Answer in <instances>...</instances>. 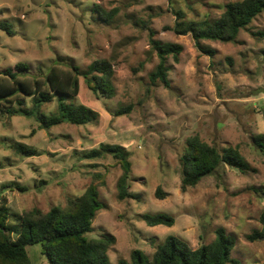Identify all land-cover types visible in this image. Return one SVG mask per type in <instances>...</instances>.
<instances>
[{"label":"rangeland","instance_id":"obj_1","mask_svg":"<svg viewBox=\"0 0 264 264\" xmlns=\"http://www.w3.org/2000/svg\"><path fill=\"white\" fill-rule=\"evenodd\" d=\"M235 1L240 0H0V22L15 33L0 29V73L23 63L42 78L54 64L84 70L102 59L115 72L113 98H96L80 77L78 95L68 100L98 114L92 125L40 130L25 117L0 119V189L9 183L27 189L0 193L11 215L63 207L68 197L84 193L94 174H102L101 207L84 237H114L107 253L110 264L129 262L134 250L151 257L169 236L197 249L212 242L219 228L235 240L233 259L264 264V242L246 240L261 228L264 209V154L252 144L253 136L264 132V11L235 42L202 41L214 50L212 57L199 52L190 35L173 31L177 12L185 20H213ZM150 31L156 41L182 46L178 61L170 57L166 62L169 88L150 85L159 62ZM129 106V113L114 115ZM55 110V102L43 108L47 115ZM195 135L218 151L237 147L250 171L220 166L181 192L180 159L186 140ZM14 142L37 155L14 153L9 148ZM101 144L129 152L128 193L133 197L118 198L123 171L111 156L83 157ZM157 187L166 194L162 200L155 197ZM158 213L170 215L173 226L149 227L139 218ZM8 223L17 224L12 216ZM26 251L31 264H48L39 244Z\"/></svg>","mask_w":264,"mask_h":264},{"label":"trees","instance_id":"obj_2","mask_svg":"<svg viewBox=\"0 0 264 264\" xmlns=\"http://www.w3.org/2000/svg\"><path fill=\"white\" fill-rule=\"evenodd\" d=\"M264 11V0H240L225 4L222 14L213 20H185L184 14L176 13L173 31L176 35H190L196 48L202 54L212 57L214 50L204 47L202 41L221 43L235 42L241 30ZM0 29L8 35L15 34L5 22ZM150 31L151 49L158 57L156 68L149 75L151 86L158 83L169 88V68L166 65L171 57L175 62L182 52V46L175 43H161L153 39ZM115 72L108 60H95L84 70L70 65L65 68L54 64L44 77L37 78L30 73L28 65L17 63L0 73V119L14 116L34 120L40 130H49L60 124L87 126L97 122L98 114L81 104H72L79 92V78L96 98L111 99L115 95L113 78ZM55 102L54 113L45 114L46 104ZM131 106L115 111L122 116L131 111ZM253 146L264 154V132L252 138ZM9 148L24 157L37 155L26 144L14 142ZM129 152L120 145L101 144L99 149L84 154L85 159L97 160L111 156L123 171L117 182L120 200L133 197L128 193V178L131 171ZM180 190L186 192L195 188L204 178L212 176L220 166H228L241 174L250 171L249 164L237 147H225L218 151L195 135L186 140V149L180 159ZM93 167H96L93 165ZM102 174H94L92 181L81 196L68 197L65 206L52 207L48 212L39 209L23 211L11 215L5 199L0 200V264H31L26 248L35 244L41 246L48 264H110L108 251L114 244V237L105 235L101 239L87 241L84 235L91 231L92 221L101 205L98 202V188L103 186ZM25 192L18 184L3 185L0 193L6 190ZM155 197H166L161 187L155 190ZM13 217L17 224L10 225ZM149 227H171L174 219L164 213L143 214L139 217ZM261 228L246 236L250 243L264 242V209L259 216ZM15 235V238H12ZM235 240L223 228L215 231V238L209 244L191 249L185 242L167 237L159 244L151 257L141 250L130 254V261L119 264H241L231 257Z\"/></svg>","mask_w":264,"mask_h":264}]
</instances>
